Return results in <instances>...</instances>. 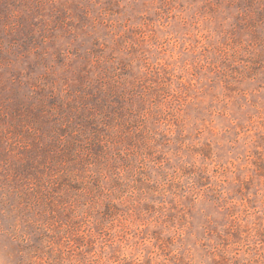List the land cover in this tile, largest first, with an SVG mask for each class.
<instances>
[{"label":"rangeland","instance_id":"rangeland-1","mask_svg":"<svg viewBox=\"0 0 264 264\" xmlns=\"http://www.w3.org/2000/svg\"><path fill=\"white\" fill-rule=\"evenodd\" d=\"M0 264H264V0H0Z\"/></svg>","mask_w":264,"mask_h":264}]
</instances>
